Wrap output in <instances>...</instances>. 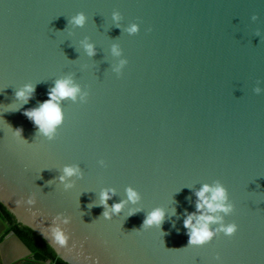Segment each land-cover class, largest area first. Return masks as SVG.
<instances>
[{"label":"water","instance_id":"95a60500","mask_svg":"<svg viewBox=\"0 0 264 264\" xmlns=\"http://www.w3.org/2000/svg\"><path fill=\"white\" fill-rule=\"evenodd\" d=\"M62 80L49 137L25 112ZM204 186L231 210H197ZM0 203L67 264H264V0H0Z\"/></svg>","mask_w":264,"mask_h":264},{"label":"clouds","instance_id":"9594fccd","mask_svg":"<svg viewBox=\"0 0 264 264\" xmlns=\"http://www.w3.org/2000/svg\"><path fill=\"white\" fill-rule=\"evenodd\" d=\"M76 25H82L84 23V17L82 15L77 16L74 21ZM137 29L135 26L129 29L130 32H135ZM87 51L91 55L93 52L92 47L87 46ZM115 51V49H114ZM34 89L31 86H25L21 91L17 92V98L27 101L29 94H31ZM78 91L76 87L71 86V81L62 80L57 81L54 88L49 92V100L40 105L39 108L33 109L31 111L25 112V115L33 121L37 126L38 130L44 135L51 137L54 129L62 120V113L56 103L61 98L74 97L75 93ZM18 134V133H17ZM77 170L73 168H65L64 172L67 176H72ZM63 179V177H61ZM211 192V197H206V193ZM127 196L129 201L135 202L138 199V194L132 190H127ZM198 198V203L196 205L197 210L202 208H207L208 212L223 211L225 213L231 210V206H225L226 193L225 190L217 186L215 188H209L208 186L202 187L200 191L196 193ZM110 199L109 192L105 191L101 194V203L107 207V200ZM114 212H119L122 208V204L118 203L112 206ZM105 218H108L109 213L106 211L104 213ZM163 218V212L156 210L148 215L144 221L145 226H151L153 224H159ZM195 219L196 223L193 224ZM220 218L213 217L210 215H201L199 217H194L193 215L187 216L184 220V227L189 229V243L193 245L203 244L204 242L210 240L213 236V232L209 230V222L218 221ZM226 234L231 235L236 231L235 225H229L221 229ZM55 239L58 243L63 245L65 243V238L62 233L57 231L55 233Z\"/></svg>","mask_w":264,"mask_h":264},{"label":"trees","instance_id":"16d2710c","mask_svg":"<svg viewBox=\"0 0 264 264\" xmlns=\"http://www.w3.org/2000/svg\"><path fill=\"white\" fill-rule=\"evenodd\" d=\"M0 217L8 224H10V231H13L35 254L36 257L42 259L45 256L51 257L55 260V254L52 249L41 239L36 233L27 227L21 226L15 222L13 216L0 203ZM56 264H67L60 259L56 260Z\"/></svg>","mask_w":264,"mask_h":264},{"label":"flooded vegetation","instance_id":"af4514ba","mask_svg":"<svg viewBox=\"0 0 264 264\" xmlns=\"http://www.w3.org/2000/svg\"><path fill=\"white\" fill-rule=\"evenodd\" d=\"M5 222V221H4ZM6 223V222H5ZM8 224V223H6ZM11 233H14L13 231H10V228L2 234V232H0V261L2 260H6L7 262L9 261L10 264H31L32 262L36 263V264H56V260L58 259L55 252V260H53L51 257H47L45 256V258H38L35 256V254L31 251V255L29 257H26L22 260H18L17 262H15L14 260L17 258H22L24 257L23 253H18L16 252L15 255L13 253H11L10 251H3L2 247H3V241L10 239L11 238ZM26 245V244H25ZM12 250V248H10Z\"/></svg>","mask_w":264,"mask_h":264}]
</instances>
